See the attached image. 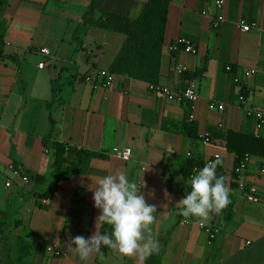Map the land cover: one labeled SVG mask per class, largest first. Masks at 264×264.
Segmentation results:
<instances>
[{
    "label": "crops",
    "instance_id": "1",
    "mask_svg": "<svg viewBox=\"0 0 264 264\" xmlns=\"http://www.w3.org/2000/svg\"><path fill=\"white\" fill-rule=\"evenodd\" d=\"M146 1L96 0V17L107 12L136 19ZM90 2L7 0L1 12L6 25L4 54L17 57L19 68L0 60V212L11 202L3 197L4 191L34 200L26 205V219H19L17 228L7 219L5 236H20L31 245L24 264H83L73 255L70 239L78 235L88 239L94 233L100 211L94 207L92 189L99 178L119 169L141 188L147 203L157 206V221L150 227L163 249L160 264H264V205L243 199L232 173L235 155L225 149L228 132L264 138V127L257 131L254 119L245 112L264 109V75L244 77L247 70L264 69V0H225L219 12L214 0L169 2L156 86L181 89L184 72L204 67L203 74L189 82L198 95L191 109L196 139L172 130L180 131L186 102L169 100L150 90L149 84L124 76L111 75V86H98L95 73L108 70L124 36L89 28L78 34L81 45L73 42L72 33ZM217 15L223 22L214 28ZM241 22L256 23L257 28L243 33ZM181 38L194 45L196 56L181 48L170 50ZM40 48H47L49 55H40ZM34 57L40 60L35 62ZM40 62L45 63L42 69L37 67ZM52 87L59 91V107L53 112L52 139L46 142L45 103L51 100ZM163 125L171 132L163 131ZM205 135L210 139L207 145L202 143ZM54 140L100 153L102 158L92 159L86 174L62 183L51 200L39 199L36 194L46 185L36 188L31 182L23 183L11 168L9 154H14L21 171L47 175L52 170ZM113 149H130L129 160L123 161ZM215 154L223 162L217 175L227 178L230 203L205 223L216 231L210 240L198 228L197 219L178 214L182 206L176 204L184 197L168 178L184 159L199 158L204 166ZM261 163L264 159L251 156L243 179L257 186L264 198V182L258 174ZM46 247L60 255H50ZM5 253H0V264H7ZM89 264H138V260L108 249L104 256L94 255Z\"/></svg>",
    "mask_w": 264,
    "mask_h": 264
},
{
    "label": "trees",
    "instance_id": "2",
    "mask_svg": "<svg viewBox=\"0 0 264 264\" xmlns=\"http://www.w3.org/2000/svg\"><path fill=\"white\" fill-rule=\"evenodd\" d=\"M96 0H91L86 11L81 16L80 25L72 33V41L81 45L78 34L84 29L97 28L106 32L117 33L124 36V42L117 55L111 62L107 72L110 75L124 76L132 80L140 81L149 85H156L159 78L160 59L164 48V33L166 18L170 0H147L136 19H130L127 16L114 13L103 12L96 17L94 8ZM7 0H0V60L11 61L16 68H19V61L15 56L4 54L3 36L5 33V21L1 18V12L6 6ZM205 62V61H204ZM204 67L184 72L181 77L184 90L189 82L201 76ZM54 82V81H53ZM52 96L49 102L45 103V108L49 111V132L44 137L46 142L51 141L55 120L53 112L59 107V91L52 87ZM191 115V104L187 103L184 109L183 120L180 125V131L172 129L173 132L180 133L189 139L198 138L197 127L194 121L189 120ZM163 131L171 132L165 125L161 127ZM13 146H11L12 150ZM52 170L48 176L37 175L29 172H23L20 164L11 152V168L20 177H26L36 188L44 185V190L38 192L36 197L44 200H51L60 185L69 181L75 175L86 174L89 164L94 158H102V154L91 151L78 150L67 143L52 141ZM225 149L227 152L235 155L234 164H236L244 155L255 156L264 159V138L253 135H245L236 132H228L225 140ZM221 159V158H220ZM203 163L199 158H187L182 161L179 169L173 173L168 180L173 181L183 197L190 191L185 181L194 167L199 169ZM221 172V166L217 168V173ZM183 176L184 181L176 183V178ZM181 216V215H180ZM7 213L0 212V243L1 249H7L6 241H11L10 254L7 264H24L26 257L32 250L20 236L6 237ZM21 224L19 219L13 221V228ZM108 228L107 232H110ZM5 246V248H4ZM108 248L103 249L102 256L105 255ZM163 249L160 247L158 254H153L147 258L143 264H160Z\"/></svg>",
    "mask_w": 264,
    "mask_h": 264
},
{
    "label": "clouds",
    "instance_id": "3",
    "mask_svg": "<svg viewBox=\"0 0 264 264\" xmlns=\"http://www.w3.org/2000/svg\"><path fill=\"white\" fill-rule=\"evenodd\" d=\"M222 160H210L200 169H194L193 175L185 183L190 191L176 205L182 206L179 215L195 218L202 225L213 215H218L230 203V188L226 177L217 175ZM184 181L183 176L176 183ZM97 187L92 189L94 207L100 211L95 218V231L90 238L75 236L69 244L71 251L83 264H89L94 255H102V249L118 251L128 258H137L138 264L160 251L159 241L151 235V225L157 221V206L147 203L135 183L128 175L117 169L114 173L99 178ZM104 226L110 232L101 233ZM148 233L145 235V233Z\"/></svg>",
    "mask_w": 264,
    "mask_h": 264
},
{
    "label": "built area",
    "instance_id": "4",
    "mask_svg": "<svg viewBox=\"0 0 264 264\" xmlns=\"http://www.w3.org/2000/svg\"><path fill=\"white\" fill-rule=\"evenodd\" d=\"M225 0H214V8L218 12L222 10L224 6ZM223 22V18L221 15H217L215 19L212 21V26L214 28H217L220 23ZM240 31L243 33H247L253 29L257 28L256 23H251V24H245L243 22L240 23L239 25ZM178 48H181V50L190 56H196L197 55V50L195 49L194 45L186 39H178L174 44L171 45L170 50L175 51ZM39 54L42 56H48L49 52L47 48H40L39 49ZM37 67L39 69H42L45 67L44 62H40ZM185 70L184 68L182 71ZM226 71H230V67H225ZM257 73H260L264 75V69L262 70H257V69H250L244 72V77L245 78H250L255 76ZM98 86L101 88H107L111 86L112 79L111 75L105 71V70H98L95 73L94 76ZM90 80V79H87ZM236 82V80H235ZM150 90H157L160 91L167 99L176 101L178 103L186 102L191 104V109H193V105L195 102L198 100V95L196 93V89L192 84H188V86L184 89H178V90H170L168 88H158L156 85H149ZM239 102L243 103L244 98L242 96L239 97ZM209 109H212V106H209ZM246 116L253 118L255 122V129L257 131H260L264 127V109H253V108H248L245 109ZM193 117L192 115L189 116V120H191ZM210 139L208 135H205L203 137L202 143L203 145H207L209 143ZM113 152L118 155L123 161H128L130 156H131V150L130 149H124L121 151H118L116 149H113ZM216 158H220V155L215 154L213 155L209 160L206 161V163L210 160H215ZM251 156L250 155H244L233 167V175L236 178V182L238 184L239 189L242 192L243 199L251 204H263L264 205V198H262L261 191L258 189L257 186L253 184H248L245 183L243 176L245 175L247 171L248 164L250 162ZM197 169L194 167L192 171L189 174L190 178L194 173L193 170ZM258 174L260 179L264 182V163H261L258 167ZM21 181L23 183H26L28 179L26 177H20ZM10 184L9 182L5 183V187H9ZM184 224H190L188 220L183 221ZM197 226L199 229H202L209 237V239L214 238L215 230L213 227H210L205 224L197 223ZM46 252L49 253L50 255L54 257H58L60 255V252L55 250L53 247H46Z\"/></svg>",
    "mask_w": 264,
    "mask_h": 264
},
{
    "label": "rangeland",
    "instance_id": "5",
    "mask_svg": "<svg viewBox=\"0 0 264 264\" xmlns=\"http://www.w3.org/2000/svg\"><path fill=\"white\" fill-rule=\"evenodd\" d=\"M34 59H35V62L40 60V58H37V57H34ZM49 174L50 173H48L46 176H48ZM8 192L9 191L2 192L3 197H6V198L8 197L9 200L11 199L10 204L6 205V203H5V205H3L4 206L3 210L6 211V213L8 215L7 219L9 220V222H13L16 219H20V220L26 219V213H25L26 212V205L27 204H34L33 198L26 195L25 200H23V197L22 198L21 197L15 198V197H12V195H9ZM6 242H7L6 246H7L8 250H6L5 246H4L5 249H1V247H0V250H1V252L5 251L6 252L5 255H6V257H8L10 254L11 241L8 240ZM0 246H2L1 243H0Z\"/></svg>",
    "mask_w": 264,
    "mask_h": 264
}]
</instances>
